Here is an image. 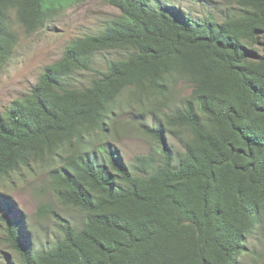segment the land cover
<instances>
[{
    "label": "trees",
    "instance_id": "obj_1",
    "mask_svg": "<svg viewBox=\"0 0 264 264\" xmlns=\"http://www.w3.org/2000/svg\"><path fill=\"white\" fill-rule=\"evenodd\" d=\"M80 0H0V69L18 35L42 29ZM121 16L71 41L30 92L0 115V178L39 168L60 204L41 247L10 200L0 201V264H236L247 235L264 222V0H233L221 22H193L160 0H102ZM131 50L84 88L95 53ZM178 82L190 85L176 97ZM153 101L161 117L144 129L147 155L125 164L111 128L114 103ZM180 142L181 151L164 142Z\"/></svg>",
    "mask_w": 264,
    "mask_h": 264
},
{
    "label": "rangeland",
    "instance_id": "obj_2",
    "mask_svg": "<svg viewBox=\"0 0 264 264\" xmlns=\"http://www.w3.org/2000/svg\"><path fill=\"white\" fill-rule=\"evenodd\" d=\"M167 9L177 11L181 16L193 22H200L206 16H212L221 22L227 16L239 12L233 0H160ZM120 12L102 0L75 1L60 10L40 30L25 34L11 20L18 35L12 57L0 69V115L5 113L11 104L26 96L37 82L44 68L62 57L64 48L73 40L101 32L107 21L120 17ZM131 50L105 51L95 53L91 70L75 73L69 78L72 87L84 88L96 78L97 72H104L107 63L125 58ZM176 97H186L191 91L189 84L178 82L174 86ZM127 92L121 93L114 103L111 117V128L115 131L113 144L125 164H136L138 156L147 155L154 142L147 136L133 132L132 127L144 129L152 126L161 117L164 108L156 114L151 113L153 101L143 99L137 102L129 100ZM176 151L182 146L175 138L164 137ZM45 173L33 167L32 171L21 169L9 177L0 178V201L10 200L14 210L23 221L29 224L27 235L41 247L44 242L57 233L56 220L53 217L36 215L38 205L47 201L53 205L57 218L69 221L81 219V213L57 202L46 186ZM1 234V228H0ZM244 249L237 257L236 264H264V222L258 225L253 233L247 235L243 242ZM0 252L8 254V249L0 246Z\"/></svg>",
    "mask_w": 264,
    "mask_h": 264
}]
</instances>
